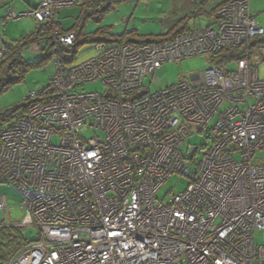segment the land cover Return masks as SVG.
Instances as JSON below:
<instances>
[{
  "label": "built area",
  "instance_id": "obj_1",
  "mask_svg": "<svg viewBox=\"0 0 264 264\" xmlns=\"http://www.w3.org/2000/svg\"><path fill=\"white\" fill-rule=\"evenodd\" d=\"M38 1L7 19L33 16L46 31L78 0ZM215 16V28L161 43H100L71 67L76 33L53 29L49 86L26 98L22 117L0 122V184L23 198L17 227L37 230L4 264H264V53L254 46L264 27L250 0H230ZM237 48L245 53L235 69L212 62L151 90L165 64ZM94 82L104 94L82 92ZM208 129L198 161L199 147L183 145ZM175 174L189 185L159 201ZM9 206L0 195V211Z\"/></svg>",
  "mask_w": 264,
  "mask_h": 264
},
{
  "label": "rangeland",
  "instance_id": "obj_2",
  "mask_svg": "<svg viewBox=\"0 0 264 264\" xmlns=\"http://www.w3.org/2000/svg\"><path fill=\"white\" fill-rule=\"evenodd\" d=\"M83 1L84 0H78L75 8H80ZM129 1L130 0H127V2H123L120 4H123L121 6H125L126 3H130ZM5 2L8 3V6L7 8H1L0 6V10H2V12L13 6L12 0H5ZM161 2L165 3V0H143L136 17L131 16L133 14V11L131 10L130 17L127 18L128 20H125V22L122 21L120 25L115 24V21H119L120 13L114 14L116 12L113 11L106 15L104 21L101 24L95 23V21L91 20V18V21L87 24L86 31L93 32L101 25L113 26L114 28L112 33L117 34L125 32L129 24L132 25L133 28L137 24L143 29H151L157 27L161 30L162 27L166 25V23L163 19L157 20L161 11L155 9L156 6L161 5ZM120 4H116L115 6H120ZM25 6L27 5L25 4ZM12 10L17 11L20 9H18V7H12ZM7 14L8 12L6 13V15ZM33 23L37 24V22L32 17H24L18 20L8 21V27H6V25L5 27L0 29V46H2L4 42L19 40L23 36L29 34L32 30ZM258 24L261 25L260 23ZM201 26L205 27L206 23H202ZM96 45L97 43H90L82 46L75 55L74 60L69 63L68 66L71 67L80 64L92 57L97 56V52L95 49ZM57 55L59 54L54 53L52 60H48L40 67H35L27 70V72L24 74L23 81L10 86L8 89H5L0 93V114L11 112L17 107H20V105H27L28 102L26 101V98L29 97L31 93H40L49 86L51 78L55 73V57ZM24 56L26 62L28 63L38 62L42 59V55H36L31 49H26ZM211 65V59L207 56H198L184 60L182 62H171L165 64L157 72L156 76L158 78V81L151 85V90L155 92L157 90H161L177 84L181 80H189L191 75L202 72L210 68ZM230 66L233 69L236 68L235 63H232ZM259 75L260 78L264 79V61L259 67ZM149 83L150 78L144 81L145 89L143 90H146V88H148ZM95 91L104 94L106 88L102 82H94L82 88V92ZM214 123L215 119L211 122L209 129L212 128ZM209 129L206 130L203 134H195L189 137L186 144L183 145L184 151L187 150L189 145L193 147H199L200 150L198 161L201 160L204 153L207 152V150H209V148L211 147L212 141L210 139L211 136ZM91 134H93L92 130H90L89 132L86 130L85 135H88V137H90ZM54 143H58V139H55ZM192 170L194 171L193 167ZM188 185L189 179L186 176L175 174L160 189V191L157 193V198L159 201H165L167 197L170 196L172 191L175 193L185 191ZM3 194L7 195L10 198V206L7 210V213H5L3 217H0V264H4L11 251L13 249H16L23 241H31L37 236V230L33 227H17L21 223L24 215L20 210V203L22 202L23 198L17 191V189L6 184H0V195ZM260 235L261 234L259 233L258 241L262 242L263 236Z\"/></svg>",
  "mask_w": 264,
  "mask_h": 264
},
{
  "label": "crops",
  "instance_id": "obj_3",
  "mask_svg": "<svg viewBox=\"0 0 264 264\" xmlns=\"http://www.w3.org/2000/svg\"><path fill=\"white\" fill-rule=\"evenodd\" d=\"M142 1L143 0H132V1L130 0L129 1L130 3H126L125 6H121L123 4H120L123 2L119 3L120 4V6L118 5L119 7L115 6L114 9L111 11L116 12L114 14L120 13L119 21H115V24L120 25L122 21L125 22V20H128L127 18L130 17L131 10L133 11V14L131 16L136 17ZM228 1L230 0H165V3L161 2V5L156 6L155 8L156 10L161 11L157 20L163 19L166 23V25L163 26L161 30L160 28H157V27H154L151 29L150 28L143 29L137 24L133 28L132 25L129 24L128 27L126 28V31L122 33H117V34L112 33L113 28H114L113 26H102V25L99 26L95 31L89 32V31H86V27H87V24L90 22V20L79 26L84 29L83 35L94 34L100 28H108L110 31V36L120 37L124 35L127 38H131L137 41L143 40V39H149V38L166 37L168 35H172L178 32L180 33L186 32V30L195 31V30L209 28V27L215 28L217 26L216 16H215L216 11ZM124 2H127V0ZM12 4H13L12 7H18V9L20 10L14 11L12 10V7L8 8L4 12L0 10V29L5 27L7 25V22L10 21L7 19V15H6L7 12L8 13L13 12L17 14L25 13L27 11L36 9L39 3L37 0H12ZM25 4L27 6H25ZM0 6L1 8L2 7L7 8L8 3H6L5 0H0ZM250 13L254 17L256 22L260 23L261 26L264 27V0H250ZM80 15H81L80 8L73 7V8L63 9L58 14L57 22L59 23L60 27L63 30L70 31L74 28L76 24V19L79 18ZM26 17H32V16H26ZM104 18L101 21V23L104 21ZM202 23H206V26L205 27L201 26ZM6 27H8V25ZM38 28H39L38 22L37 24L33 23L32 30L29 34L23 36L19 40H13L12 42H4V43H16V42L28 39L29 37H32L33 35L37 33ZM117 32H120V31H117ZM3 44L2 46H0V48L3 47ZM111 45H119V44H111ZM30 48L36 55L38 54L37 51L34 50L35 46H32ZM8 199L10 202L9 197ZM4 214L5 213L0 212V217H3Z\"/></svg>",
  "mask_w": 264,
  "mask_h": 264
},
{
  "label": "trees",
  "instance_id": "obj_4",
  "mask_svg": "<svg viewBox=\"0 0 264 264\" xmlns=\"http://www.w3.org/2000/svg\"><path fill=\"white\" fill-rule=\"evenodd\" d=\"M126 0H84L80 6L81 15L76 19V24L74 28L70 31L63 30L57 21H54L52 27L47 29L46 34H43V27H39L38 31L32 37L25 39L23 41H19L16 43H4L3 48H5V54L2 59H0V93L5 89H8L10 86L15 85L24 80V74L27 70L35 67L42 66L43 63L51 60L50 51L53 49V43L49 40L51 39L52 28L58 27L62 32H74L77 36V41L75 46L72 48V52L76 55L79 48L82 45L90 44V43H104L107 45L111 44H128V43H136V44H144V43H161L171 38H174L179 35L180 32L168 35L166 37L160 38H149L143 40H133L131 38H127L126 36H110V31L108 28H100L94 34L83 35L84 29L79 25L84 24L85 22L94 20L95 23L100 24L105 15L114 9L116 4L120 2H124ZM77 4V3H76ZM224 5V4H223ZM75 7V6H74ZM58 20V19H57ZM90 20V21H91ZM78 24V25H77ZM189 32V30H186ZM185 33V32H181ZM180 33V34H181ZM47 36V37H46ZM49 36V38H48ZM112 37V38H110ZM43 40L44 41V54L41 57L42 59L38 62L28 63L25 58L22 56V50L34 43ZM254 46H259L264 48V36L258 38L254 42ZM245 53V49L237 48V49H225L223 50L218 57H209L211 59V63L217 62L219 64L227 65L235 62L240 59ZM215 59L217 61H215ZM219 59V60H218ZM26 111V105H20L16 109L11 112H7L6 114H0V122L8 123L9 121H15L16 119L22 117ZM18 240V239H17ZM26 241H23L16 249H13L10 255L16 252L22 245L25 244Z\"/></svg>",
  "mask_w": 264,
  "mask_h": 264
},
{
  "label": "clouds",
  "instance_id": "obj_5",
  "mask_svg": "<svg viewBox=\"0 0 264 264\" xmlns=\"http://www.w3.org/2000/svg\"><path fill=\"white\" fill-rule=\"evenodd\" d=\"M37 1H38V0H37ZM77 2H78V1H77ZM38 3H39V1H38ZM75 5H76V4H75ZM75 5H74V6H75ZM74 6H73V7H74ZM38 7H39V4H38ZM38 7H37V8H38ZM37 8H36V9H37ZM71 8H72V7H71ZM36 9H34V10H36ZM66 9H68V8H66ZM34 10H31V11H28V12H25V13H29V12H32V11H34ZM62 10H63V9H62ZM62 10H60L59 13H60ZM59 13H58V14H59ZM58 14H57L56 19H55L54 21H57V19H58ZM33 18L38 22L39 27H41V26L43 27V31H42V33L45 34V32H46L47 30L44 31V25L41 24V23H40L35 17H33ZM18 19H19V18H18ZM16 20H17V19H16ZM53 23H54V22H53ZM51 27H52V26H51ZM49 28H50V27H49ZM54 28H58V27H53V28H52L51 39H50L49 36H48L49 40L52 41L53 44H54V41H53V39H52V35H53V29H54ZM58 29H59V28H58ZM59 30H60V29H59ZM60 31H61V30H60ZM72 32H73V31H72ZM46 37H47V36H46ZM260 38H261V37H260ZM39 43H41V46L43 47V52H41V50H40V51L37 52V53H38V54H41V55L43 56V54H44V41H43V40H40V41L34 43L33 45H30V46L24 48V49L22 50V56L25 58V56H24L25 50H26V49H31L30 47H32V46H36V45L39 44ZM2 48H3V47H2ZM0 49H1V48H0ZM50 56H51V55H50ZM52 59H53V58L51 57V60H52ZM11 122H12V121H11ZM13 122H14V121H13Z\"/></svg>",
  "mask_w": 264,
  "mask_h": 264
},
{
  "label": "bare ground",
  "instance_id": "obj_6",
  "mask_svg": "<svg viewBox=\"0 0 264 264\" xmlns=\"http://www.w3.org/2000/svg\"><path fill=\"white\" fill-rule=\"evenodd\" d=\"M33 17V16H32ZM0 212H2V211H0ZM3 213V212H2Z\"/></svg>",
  "mask_w": 264,
  "mask_h": 264
}]
</instances>
